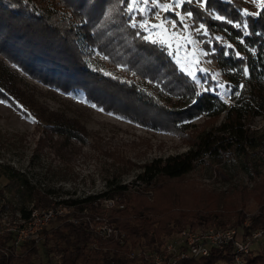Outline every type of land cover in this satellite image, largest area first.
I'll return each instance as SVG.
<instances>
[{"label": "trees", "instance_id": "trees-1", "mask_svg": "<svg viewBox=\"0 0 264 264\" xmlns=\"http://www.w3.org/2000/svg\"><path fill=\"white\" fill-rule=\"evenodd\" d=\"M127 2L0 0V53L46 84L62 90L81 88L95 104L111 110L118 108L141 122L183 135L190 145L183 151L140 163L135 187L131 186L133 183H112L94 194L53 201L73 204L76 209L100 210L93 199L118 195L123 206L105 210L109 220L124 230L123 242L102 238L58 216L41 231L38 243L24 242L23 249L18 251L10 243L11 234L1 233L0 264L35 263L40 248L63 251V264H146L143 256L129 255L130 249H159L165 238L186 225L205 221L240 227L247 212H252L246 228L264 226V173L251 153L254 147L264 145V124L252 123L254 116L264 115V8L259 5L256 9L253 1L245 0H208L205 6L198 0H186L180 7L193 13L189 17L191 24L201 23L206 28L208 36L201 43L226 76L230 91L240 93L227 104L208 87L209 79L205 89H200L164 44L143 39L144 30L132 27ZM244 9L261 14L246 15ZM219 16L225 19H218ZM93 47L108 57V64L122 63L125 66L121 70H132L134 76L89 64L86 55ZM149 86L152 91H164L167 95L157 99ZM0 97L18 105L1 83ZM202 112L208 116L221 112L224 115L216 125L198 132L186 131L180 124V120ZM55 127L83 139L77 125L61 123ZM235 152L244 159V168L258 177L250 189L246 185L231 186L236 201L230 207L213 201L198 205L175 202L164 188L168 179L184 176L197 166H207L230 180L224 161ZM4 164L0 161V173L32 188L31 207L52 201L49 190L34 187L22 170H8L5 166H10ZM249 198L255 204L253 209H249ZM20 211L26 215L29 209L22 206ZM231 258L229 245L212 246L207 254L184 258L179 264H233ZM247 264H264V244L251 249Z\"/></svg>", "mask_w": 264, "mask_h": 264}, {"label": "rangeland", "instance_id": "rangeland-1", "mask_svg": "<svg viewBox=\"0 0 264 264\" xmlns=\"http://www.w3.org/2000/svg\"><path fill=\"white\" fill-rule=\"evenodd\" d=\"M129 3L130 0L127 2L126 11L130 15V21L148 19L151 23H159L154 15L156 11H159L161 18L179 21L176 13L187 12L176 7L174 11L165 13L159 8L152 9L150 2L147 6L150 11L129 13ZM161 3H174V0H161ZM254 3L257 9L259 3ZM184 23L189 25V29L181 32L177 28L179 35L176 38L161 29L151 33L152 38L166 39L167 43L164 45L167 51L181 69L196 76L197 86L205 89L209 79L208 87L229 104L236 95L225 84L226 76L201 43L208 36L206 28L199 32L194 31L202 24H191L189 17L185 18ZM144 32L146 36L150 35L149 32ZM180 36H190L192 42L186 43ZM168 44L172 47H168ZM86 59L89 64L116 71L123 76H134L132 70L128 73L121 70L125 66L122 63L108 64L104 55L94 47L87 53ZM197 60L200 61L199 64L195 63ZM0 72L1 85L18 104L16 106L0 97V101H3L0 102V161L5 163L4 166H10H5V169L11 170L14 167L22 170L34 187L49 190L52 199L50 205L54 200L63 197L94 194L112 183H133L131 186L135 187L136 173L142 168L140 163L154 156L183 151L190 145L183 135L141 122L118 108L111 110L95 104L81 88L62 90L46 84L29 75L1 53ZM143 82L146 83L147 78ZM149 87L157 99L167 95L160 87V93L152 91V86ZM223 115L221 112L216 116H208L202 112L180 120V124L186 131L198 132L219 123ZM61 123L79 126L83 139L58 130L55 126ZM252 123L263 125L264 115L254 116ZM251 153L257 159L256 166L264 173V145L254 147ZM243 161L237 152L225 158L224 165L231 175L230 180L223 179L207 166H197L184 176L168 179L164 188L171 193L175 202L198 205L213 201L224 208L230 207L236 201L231 186L246 185L250 189L254 178L258 177L253 171L249 172L244 168ZM31 190L32 188L20 185L12 177L0 173V215L7 213V218H14L22 206L29 207L32 201ZM149 193L151 195V189ZM250 200L249 198L247 202ZM72 207L76 208L75 205ZM254 207V202L250 201L249 209ZM39 253L41 255L36 261L44 259L43 248H40Z\"/></svg>", "mask_w": 264, "mask_h": 264}, {"label": "built area", "instance_id": "built-area-1", "mask_svg": "<svg viewBox=\"0 0 264 264\" xmlns=\"http://www.w3.org/2000/svg\"><path fill=\"white\" fill-rule=\"evenodd\" d=\"M116 198V195H104L93 199V204L98 205L100 210H89L88 207L74 209L73 204L60 201L39 207L30 205L27 207L29 211L26 215L21 211H17L14 218H7V213L0 215V234L4 232L11 234L10 243L13 249L18 251L23 249L24 242L38 243L41 240V231L56 217L62 216L102 238L123 242L124 230L109 220L105 210L112 206H123V202ZM251 213L247 212L240 227L229 224L214 225L205 221L195 226L186 225L165 238L159 249L140 251L131 248L128 254L143 256L147 260L146 264H179L184 258L207 254L212 246L229 245L232 263L247 264L251 249L264 244V226L246 228ZM253 243L256 245L253 246ZM42 257L43 260L31 264H63L65 258L61 250L44 251Z\"/></svg>", "mask_w": 264, "mask_h": 264}, {"label": "snow or ice", "instance_id": "snow-or-ice-1", "mask_svg": "<svg viewBox=\"0 0 264 264\" xmlns=\"http://www.w3.org/2000/svg\"><path fill=\"white\" fill-rule=\"evenodd\" d=\"M151 2L152 9L159 8L163 10L165 13L169 11H174L176 7H181L186 0H174V3H161V0H130V3L128 4V11L129 13H146L147 11H150L151 9H148V4ZM190 2V0H189ZM198 2L201 4V6H205L208 2V0H198ZM254 2H258L261 8H264V0H254ZM244 12L246 15H260L261 13H249L247 9H244ZM155 17L159 19V23H151L148 19H144L142 21H137L133 19L131 21L132 27L134 28H142L145 31L149 32L150 35L144 36L143 39L153 43V44H166L167 40L161 37L158 38H152L151 33H154L157 29H161L164 33L169 34V36L176 38L179 34L177 33L176 29L179 28L181 32L187 31L189 29V25L184 23L186 17H192V12H186L184 14L176 13V15L179 17V21L176 19L168 20L167 17H160L159 11L154 12ZM218 19H225L223 16L217 17ZM229 23H232V21H228ZM237 27H240V24L236 25ZM204 28L203 25H200L198 28L194 29V31L199 32ZM180 39L185 40L186 43H191V37H183L180 36ZM184 45H180V47H183ZM168 47H172L171 44H168ZM240 53L237 52V56H239ZM108 57H104V59H107ZM195 63L199 64L200 61H195ZM204 71V70H202ZM192 75V78L195 80L196 76L192 73H189ZM244 74L247 75V69L244 70ZM110 75V74H109ZM220 87H224V85H220ZM243 87V86H241ZM234 95H240L239 92L233 93ZM3 102V101H0ZM33 120H35L34 117H32Z\"/></svg>", "mask_w": 264, "mask_h": 264}]
</instances>
